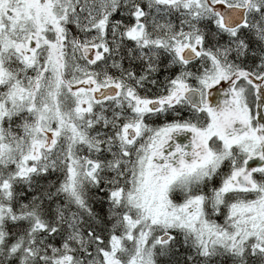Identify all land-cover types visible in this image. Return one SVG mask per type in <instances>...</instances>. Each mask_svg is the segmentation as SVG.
<instances>
[{
  "label": "snow or ice",
  "instance_id": "snow-or-ice-1",
  "mask_svg": "<svg viewBox=\"0 0 264 264\" xmlns=\"http://www.w3.org/2000/svg\"><path fill=\"white\" fill-rule=\"evenodd\" d=\"M0 264H264V0H0Z\"/></svg>",
  "mask_w": 264,
  "mask_h": 264
}]
</instances>
